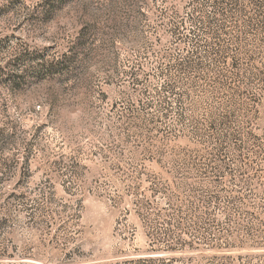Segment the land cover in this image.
<instances>
[{
  "label": "rangeland",
  "instance_id": "374dc122",
  "mask_svg": "<svg viewBox=\"0 0 264 264\" xmlns=\"http://www.w3.org/2000/svg\"><path fill=\"white\" fill-rule=\"evenodd\" d=\"M0 264H264V0H0Z\"/></svg>",
  "mask_w": 264,
  "mask_h": 264
}]
</instances>
